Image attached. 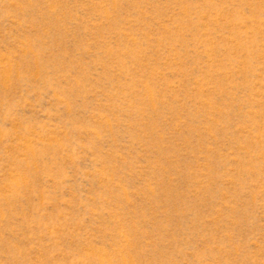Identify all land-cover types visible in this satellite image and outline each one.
<instances>
[{"label": "rangeland", "instance_id": "rangeland-1", "mask_svg": "<svg viewBox=\"0 0 264 264\" xmlns=\"http://www.w3.org/2000/svg\"><path fill=\"white\" fill-rule=\"evenodd\" d=\"M0 264H264V0H0Z\"/></svg>", "mask_w": 264, "mask_h": 264}]
</instances>
